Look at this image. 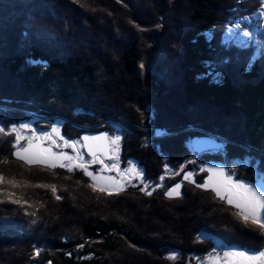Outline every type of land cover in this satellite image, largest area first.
I'll use <instances>...</instances> for the list:
<instances>
[{
  "label": "trees",
  "instance_id": "16d2710c",
  "mask_svg": "<svg viewBox=\"0 0 264 264\" xmlns=\"http://www.w3.org/2000/svg\"><path fill=\"white\" fill-rule=\"evenodd\" d=\"M257 1L0 0V127L58 123L71 141L119 135L111 161L143 173L119 194L93 191L82 170L18 161L15 135L0 134V173L26 185L13 190L24 207L0 203V264H185L212 250L200 234L257 248L258 229L183 180L192 172L202 184L209 161L247 181L264 174V22L250 23L257 43L225 39L227 27L264 10ZM199 138L218 152L193 159ZM177 182L181 195L169 198ZM175 252L183 262L168 259Z\"/></svg>",
  "mask_w": 264,
  "mask_h": 264
},
{
  "label": "snow or ice",
  "instance_id": "6c2138e0",
  "mask_svg": "<svg viewBox=\"0 0 264 264\" xmlns=\"http://www.w3.org/2000/svg\"><path fill=\"white\" fill-rule=\"evenodd\" d=\"M244 36H249V32H244ZM24 131H31L28 125H21L19 129L13 127L10 131L6 130L4 127H0V134L8 136L10 134L15 135V140L12 143V148L15 151L12 155L18 160L22 161L25 165L39 166L43 165L50 169H55L57 167L65 168L68 172H72L75 169H80L88 176L92 183L89 187L93 191H99L101 193L119 194L124 188L131 184L133 179H140L143 181V173L135 167H129L121 171L119 169L118 163H113L111 165H103L104 159H110L117 161L119 157L115 154L117 145L120 141L119 135H114L109 138L107 135H100L95 137L85 136L83 137L84 144L82 147L87 149L88 154L92 157L91 161L85 162L83 156L79 153L77 145L79 141H74L71 144L67 140L64 141L63 145L56 144L51 135L48 136H37L35 132L31 136L25 137L23 135ZM56 129L53 128V133ZM27 140V144L22 145V140ZM43 140L53 141L52 146L45 147L42 146ZM53 147H71L73 152L76 153L75 156H70L63 151L55 152L52 150ZM67 161V163H65ZM2 164H7V160L0 161ZM90 163H101L103 171H116L117 177L103 176L100 173L94 174L88 170V164ZM181 171H183V166H181ZM202 171H208L209 175L204 180V182L198 183L194 181L193 174L187 172L184 174L183 179L185 181L196 183L197 187H201L204 190L211 189L215 193V196L221 201H226V203L233 208L237 209L234 215L247 227L249 224L253 226L254 229H258L260 234L264 236V184L257 182L255 186L251 183L243 182L239 179L233 180L231 175H226L223 169H201ZM168 169L165 168V172ZM173 175H179L178 172L173 173ZM161 181L164 177L159 178ZM26 186L24 182L18 181L14 176L6 177L3 173H0V203H11L24 207L26 203L23 201V194L17 196V193L13 191L14 189ZM162 185H157L156 187H161ZM33 187L36 188H46L50 189L53 195L56 194L57 188L55 185L46 184H35ZM152 187L151 185L145 183L144 188L147 189ZM181 184L176 183L174 187L166 189L165 195L169 198L178 197L180 193ZM143 190V189H142ZM156 188L152 187V191H145V195H152V192ZM60 199L59 196L56 197ZM27 214V213H26ZM39 251L34 253V256H38ZM34 258V257H33ZM168 259L175 260V256H169ZM208 264H264V250H249L243 249H231L223 251V255L209 253Z\"/></svg>",
  "mask_w": 264,
  "mask_h": 264
},
{
  "label": "rangeland",
  "instance_id": "374dc122",
  "mask_svg": "<svg viewBox=\"0 0 264 264\" xmlns=\"http://www.w3.org/2000/svg\"><path fill=\"white\" fill-rule=\"evenodd\" d=\"M4 1L7 2V0H4ZM262 1L264 2V0H262ZM250 3L252 4V2H250ZM140 4L141 3H138L135 6V8L138 5H140ZM258 6L256 7L257 9L255 8L254 9V12H252L249 15L248 19H249L250 22L248 21V24L246 23L245 20L237 21L238 20L237 19L236 20L237 22L235 23L234 26L227 27V29L225 31V39H228V40L229 39L230 40L233 39V40H235L237 42V44L242 45V43H243L242 41L245 40V38H246V36H244L243 33L244 32H249V37L253 41V39L255 38L254 36L256 34L255 33L256 31H254V26H252V27L250 26L251 25L250 23H252V20H253V22H255L257 20L256 18H257V14L259 12V10H258L259 7ZM263 22H264V19H263ZM241 27H244L243 30L240 29ZM258 28L260 29V26H258ZM246 42H250V40H248ZM255 42L257 43V41H253V43H255ZM244 44L246 45V43H244ZM34 118L40 119V118H37V117H34ZM7 122H8L7 123V127H9V129H6V130H9L10 131L13 127H17L16 122L14 123V122H12L10 120L7 121ZM21 125H28V128L31 129V131H24L23 132V135L25 137L31 136L33 132H35V134L37 136H42V137L43 136L51 135L53 137V140L55 141V143L56 144H59L61 146L63 145V143H64L65 140H67L69 142V144H71L74 141H79V144L77 145L78 151L83 156L85 162L91 161L92 160V157L88 154L87 149L85 147H82V145L85 143L84 140H83V137H85V136L95 137V136L104 135V134L89 135L88 133H84V134L81 135L80 138H77L76 140L71 141L70 139L65 138L64 135L67 134V133H65L62 130L63 125H60L59 126L58 123H50L49 129L46 130L47 132H44V131L43 132H38V130H36L35 126H33L31 120L30 121H25L24 120V123H20V125H19V127H17V129H19ZM53 128L56 129V132L55 133H53ZM156 137H158V135H156ZM152 138L151 137H148L147 140H150ZM23 141H25V145H26L27 144V140L26 139L25 140H22L21 143ZM52 143H53V141L43 140L42 141V146L49 147V146H52ZM146 143L148 144V142H146ZM189 145H190L192 154L193 153H194V155L196 153L198 154L197 156H194L193 159H197L198 156L201 155V153H203V152H218V150H216V149H218V147H219L218 143H216L212 138H199V139H195V140L191 141ZM52 150L55 151V152L63 151L64 153H66L67 155H70V156H75L76 155V153L73 152V150H72L71 147H53ZM107 160L108 159H104L103 160V165H106V163H108V165L113 164V162L111 160L110 161L108 160V162H105ZM65 163H67V161H65ZM97 164H99L100 166H99V168H96V172L93 171V170H91V169H89V167L91 165H97ZM103 165L101 163H90V164H88V170L90 172H93L94 174L100 173V175H103V176L117 177L116 171H103V172H101V168L103 167ZM129 167H135V168H137V166L134 163H130V165L127 168H129ZM119 169H120V167H119ZM124 169H126V168H124ZM124 169H120V170L123 171ZM201 169H223V171L225 172V174L226 175H231V177H232L233 180L239 179V180H241L243 182L251 183L253 186H255L257 184V182L264 184V174L261 175V172L256 173L255 176L253 175V180L247 181L248 176H249V178L251 177L250 174H248L246 172L242 173L241 172V169H240V170L236 171V174L234 176V175L231 174V170L228 169L227 166H226V164H224L223 162L220 163V162H211V161H209V162H206L203 165H201ZM74 170L81 171L80 169H75V168H74ZM109 172H113V173H109ZM202 172H205V176L203 178V182H204V180L209 175V172L206 171V170L205 171H202ZM183 177H184V175H183ZM117 179H119V177H117ZM133 180L137 181V180H140V179H133ZM133 180L131 181V183L133 182ZM177 183H179V182H177ZM171 187H174V185H172ZM208 191H210L215 196V193L212 192L211 189H209ZM221 202H226V201H221ZM6 206H8V205H6ZM14 206H16V205H14ZM228 207L229 208H232V206H230V205H228ZM255 233H256V235L253 234L254 236H256V237L257 236H259V237L261 236L260 235V232H258V233L255 232ZM198 241L205 242L207 244L206 245L207 247L210 245V247L212 248V250L209 253H212V254H217L218 253L219 255H223V251H225V250L240 249L239 246H236V245L232 244L234 242H230V243H225L224 242V244H222V242H220L219 240H214V241L211 240L206 234H204L203 236L200 234V237L198 238ZM258 243L259 244L257 246V250H264V237L263 236H262V239H260L258 241ZM171 255L176 257V259L174 261H178V262H181L182 261V258L180 256L181 254L175 252L174 254H171ZM171 255L169 254V256H171ZM208 255L209 254H206L204 256H196V255L189 256V257H187V259L184 262H185V264H208V260H207Z\"/></svg>",
  "mask_w": 264,
  "mask_h": 264
},
{
  "label": "flooded vegetation",
  "instance_id": "af4514ba",
  "mask_svg": "<svg viewBox=\"0 0 264 264\" xmlns=\"http://www.w3.org/2000/svg\"><path fill=\"white\" fill-rule=\"evenodd\" d=\"M254 250H257V248H256V249H254Z\"/></svg>",
  "mask_w": 264,
  "mask_h": 264
}]
</instances>
